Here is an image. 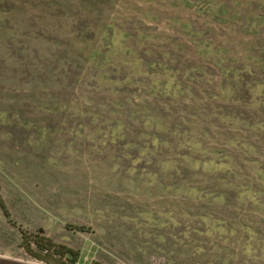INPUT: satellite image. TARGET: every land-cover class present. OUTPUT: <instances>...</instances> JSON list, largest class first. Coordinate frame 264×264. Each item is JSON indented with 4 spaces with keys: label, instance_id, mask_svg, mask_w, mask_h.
<instances>
[{
    "label": "rangeland",
    "instance_id": "rangeland-1",
    "mask_svg": "<svg viewBox=\"0 0 264 264\" xmlns=\"http://www.w3.org/2000/svg\"><path fill=\"white\" fill-rule=\"evenodd\" d=\"M219 3L237 14L211 16ZM253 15L264 0H0V254L38 261L22 244L41 228L74 264H264V105L244 85L229 100L217 66L264 61ZM104 23L112 47L97 66L84 56ZM187 24L218 52L201 58ZM251 64L262 80L264 62ZM177 81L181 93L151 94ZM223 157L230 172L193 164Z\"/></svg>",
    "mask_w": 264,
    "mask_h": 264
},
{
    "label": "trees",
    "instance_id": "trees-1",
    "mask_svg": "<svg viewBox=\"0 0 264 264\" xmlns=\"http://www.w3.org/2000/svg\"><path fill=\"white\" fill-rule=\"evenodd\" d=\"M209 14L211 16L217 15L219 17H225V16H235L237 14L235 13H229V9L227 8L226 5L224 4H216V6H212L211 9L209 10ZM208 12V11H207ZM264 16L262 15H253V16H248L246 18L247 22L245 23L244 27H245V31L247 33H254V28L257 24V18H262ZM92 24V23H91ZM187 27V34L190 38V42L199 50L201 51V53H199L198 55L203 58L204 55H206V53H208L210 50H212V44L211 43H207L205 42V40L202 39V33L201 31L197 28V27H190L189 24L186 25ZM88 31L90 33V35H87L86 37H83V39H92L93 36V30H91V28H88ZM112 31H113V27L111 25V23H104L100 28H99V32H100V41H101V47L98 48H94V51L89 50L87 51V56H84V59L86 61L91 62L92 64H97V66L102 65L104 61H106V54L108 52V50H111L112 47ZM103 46L106 48V50H102L101 48H103ZM127 46H124L123 50H121V52H125L128 51ZM182 48V47H180ZM222 48V46L220 47ZM122 49V48H121ZM204 50H207V52L205 53ZM216 50V49H215ZM215 50H212L210 52H214ZM215 52H218L217 50ZM130 53V52H129ZM125 54V53H124ZM167 55V54H166ZM163 56H165L163 54ZM139 59V58H137ZM255 61V63H261L259 66H262L263 64V60H261L258 56H253L251 54L246 55V62L244 64H242L241 66H236L234 64H229V65H225L223 64L224 62V57L223 58H218L217 59V66L218 68H220V70H222V74L223 77L222 79H227V78H233L234 82L231 83L233 86L231 87V92L228 95V99L231 101H234L235 99V94L237 92H239L240 88L242 85L247 86L248 90L247 93L249 95V93L251 94V90H255L259 91L256 92L258 99L261 101V104L264 105V78L262 80H253L251 78L254 70H253V64H251L252 61ZM227 62V60H226ZM163 68L162 71L164 72H168L170 74V77L172 78V81L175 79V75L171 74V72L173 71V68L171 67H166L165 65H167V63H162ZM155 65V63H154ZM149 68H155L153 66V63H151L149 65ZM160 68V69H161ZM202 70V67L198 64H189L187 67H185V71L186 74H184L181 78H184L186 76H188V73L190 72H195V73H199ZM176 72V71H175ZM204 75V74H203ZM195 78V77H193ZM154 83V82H153ZM174 84V85H173ZM179 84H181V82L177 81L172 82L171 85L168 86V83L162 88H157L156 86V82L153 84L154 86L151 88L152 92L151 94L154 96H158V95H175L174 91L175 89H177L178 91H180V93L185 89L182 87H179ZM250 84V85H248ZM238 90V91H237ZM116 105V104H115ZM115 108L117 106H114ZM114 112V110H113ZM80 115H82V111H80ZM91 115L93 117H99L98 116V112H92ZM95 118V119H96ZM224 117H222L221 119L223 120ZM148 120H146L144 123H155L156 127H157V131H163L166 132L169 128L162 124L160 121H154L153 117L148 118ZM125 126V123L122 121L116 122L114 124H112L110 126L109 129V134L110 136L113 138H121L120 132H122V128ZM259 128H262V126H258ZM173 134L175 133V131L172 132ZM158 134H155L154 137H152L150 140H146V142L143 143L142 148L140 149L139 152V156L141 155V153L146 152L147 150L150 151L151 147H156L157 143H161L160 142V138L158 137ZM113 138V139H114ZM149 137L146 136L145 139H148ZM185 144L187 145L186 149L191 148H197V146L199 145V143L197 141H195V143H192L190 140L186 141ZM243 144H239V146H242ZM128 148L130 147V144L127 145ZM244 146V145H243ZM242 146V147H243ZM138 156V157H139ZM186 155H184L185 157ZM227 158L223 157L222 159L220 158H215V159H207L206 161H202L200 162V160H195L193 162L194 165L198 166V168L200 167L201 164V170L202 171H210V168L212 167V169H215L216 167H218L219 171H222V169L226 168L227 171L230 172L231 168L229 166V163L227 161H225ZM228 160V159H227ZM176 168V167H175ZM174 168V169H175ZM244 193V190L241 191L239 194ZM253 199V198H252ZM0 207L1 209L5 212L2 200L0 199ZM6 213V212H5ZM7 215V214H5ZM76 230H84L82 225H78L75 226ZM42 229L39 228L38 229V233H35L32 235L31 238L28 239V243L27 244H22V247L24 248V250L27 252V254H29L32 258L38 260L39 262L45 263V264H74L78 258V252H73L72 250L69 249H65L62 251L57 252L56 250V245L47 237H44L42 235ZM59 254L60 256H64L65 254L70 255V260L65 263L61 260H58L56 255Z\"/></svg>",
    "mask_w": 264,
    "mask_h": 264
},
{
    "label": "water",
    "instance_id": "water-1",
    "mask_svg": "<svg viewBox=\"0 0 264 264\" xmlns=\"http://www.w3.org/2000/svg\"><path fill=\"white\" fill-rule=\"evenodd\" d=\"M0 264H45V263L39 261L21 260L0 254Z\"/></svg>",
    "mask_w": 264,
    "mask_h": 264
}]
</instances>
